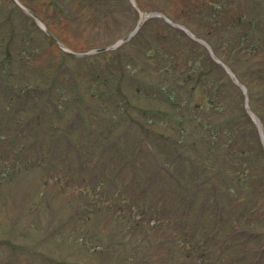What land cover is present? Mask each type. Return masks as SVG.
<instances>
[{
	"label": "rangeland",
	"instance_id": "374dc122",
	"mask_svg": "<svg viewBox=\"0 0 264 264\" xmlns=\"http://www.w3.org/2000/svg\"><path fill=\"white\" fill-rule=\"evenodd\" d=\"M236 1L22 0L21 3L42 17L45 27L60 43L79 53L105 47L128 34L140 19V13L131 4L136 2L142 12L157 10L179 22L190 20L196 29L209 32L227 52L232 51V45L230 36L223 33L230 35L235 31L233 10L237 15L248 12L247 0ZM215 18L222 21V27ZM37 24L11 0H0V133L16 139L17 146L36 141L41 146V156H46L40 164L41 158L34 152L30 169L11 175L6 181L0 179V264H141L147 257L143 256L154 249L151 264H202L200 254L206 255L210 246L206 242L217 245L211 250L215 258L216 249H221L218 244L236 225L251 219L250 222L264 228V197L257 199L248 218L237 217L235 210L240 202L228 191V208L223 216L229 217L232 229H216L219 225L215 207L213 203V206L206 204L204 190L191 195L194 190L190 181L180 187L171 179L173 171L179 175L185 171L187 179L192 163L198 169L201 166V175L212 171L221 149L217 153L215 145H207L203 136L217 135L214 131H218V126L226 127L236 102L227 78L220 75L219 69L206 70L203 52L190 44L187 35L163 18L150 16L138 33L122 45L104 52L73 55ZM263 51L253 57L242 54V60L235 66L255 86H262L264 79ZM7 85L9 94L4 92ZM21 85L27 86L26 96L17 100L14 89ZM137 86L139 92L135 91ZM174 100L181 105H173ZM119 104L129 105L125 109L128 112L117 109ZM256 106L264 114V100ZM141 107L145 108V114ZM180 113L186 118L183 122L177 121ZM141 114L143 122L138 125ZM21 125L27 134L31 133L29 137L23 131V136L19 135L17 128ZM220 135L218 132L219 140ZM166 136L172 137L173 142L179 138L182 141L174 147ZM184 140L187 146L181 145L186 143ZM188 140L196 143L191 141L190 145ZM244 141L252 143L248 133ZM178 147L188 152V160L174 158ZM50 154L59 169H54L53 162L50 169L45 165ZM208 156L212 157L211 163L207 159L205 164ZM160 159L169 162L163 166L162 174L157 169ZM2 167L8 174L10 166L5 163ZM241 168L244 165L239 158V164L232 170ZM230 174L233 178L234 172L225 171L226 178ZM70 177L83 180L81 184L66 182ZM213 180L218 181L217 174ZM234 183L244 193L242 184ZM95 185L105 194L104 199L111 196L123 199L125 214L117 212L119 203L105 209L100 190L89 189ZM191 196L196 197L184 214L187 225L182 229L174 218L181 219V204ZM87 200L94 201L98 209L85 210ZM153 223H159L160 228H153ZM180 231L193 243L192 248L180 241L185 240ZM230 242L233 244L234 239L230 238ZM106 245L112 250H103ZM130 249L135 251L130 253L131 259ZM177 249L190 251V257L174 255Z\"/></svg>",
	"mask_w": 264,
	"mask_h": 264
},
{
	"label": "trees",
	"instance_id": "16d2710c",
	"mask_svg": "<svg viewBox=\"0 0 264 264\" xmlns=\"http://www.w3.org/2000/svg\"><path fill=\"white\" fill-rule=\"evenodd\" d=\"M234 122L237 123L235 129L233 126H231L232 127L231 128L229 125V130L231 131V133L229 134V140H232L231 136L232 134L235 133V131L239 130V132L242 133L245 129H248V131L252 133V136L254 139V145H250L244 141L243 136L240 133L239 135L240 142H238L237 144V146L239 147V150H238L239 158H244L243 156H247L249 159L248 164L247 165L245 164L246 166H244L243 170H241L240 176L238 179L239 182L248 181L251 187V190L247 196L248 199L246 201H242V202H248L249 204L242 207L238 214V217L246 218L247 215L249 213H252V211L254 210V206L256 204V201L259 195L261 196L264 195V151H263V148H261L260 146L259 140L257 138V134L255 132V127L251 119L247 116V114L241 107V104H239V117H237L234 120ZM233 144L234 145L236 144V139L233 141ZM238 172L239 171H237V173ZM221 186L223 187L224 194L228 190H233L231 183L229 184L221 183ZM232 196L234 197V200H242L243 193L242 191H237V192L234 191V194H232ZM223 219L225 221V224H229L231 226L229 222V217L224 216ZM242 226L247 227L248 224L244 221V224H242ZM223 229H225L224 226H223ZM241 240H240L239 246H243L242 245L243 242ZM225 252H226V249L224 250L223 257H222L224 259L223 264H226V263L228 264H264V249L254 251L256 252L254 253V255H253V248L244 249L240 254H238L239 256L234 255V257L227 255ZM178 253L179 255L183 257L189 256V253L183 250L179 251ZM245 260L246 261L250 260V261L245 263Z\"/></svg>",
	"mask_w": 264,
	"mask_h": 264
},
{
	"label": "bare ground",
	"instance_id": "6f19581e",
	"mask_svg": "<svg viewBox=\"0 0 264 264\" xmlns=\"http://www.w3.org/2000/svg\"><path fill=\"white\" fill-rule=\"evenodd\" d=\"M144 16H145V14L142 13V14H141V17H144Z\"/></svg>",
	"mask_w": 264,
	"mask_h": 264
}]
</instances>
